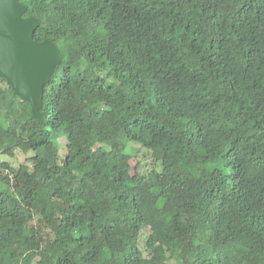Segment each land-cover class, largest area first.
Returning <instances> with one entry per match:
<instances>
[{
	"label": "trees",
	"instance_id": "trees-1",
	"mask_svg": "<svg viewBox=\"0 0 264 264\" xmlns=\"http://www.w3.org/2000/svg\"><path fill=\"white\" fill-rule=\"evenodd\" d=\"M16 1L62 59L42 121L0 78V264H264V0Z\"/></svg>",
	"mask_w": 264,
	"mask_h": 264
},
{
	"label": "water",
	"instance_id": "water-1",
	"mask_svg": "<svg viewBox=\"0 0 264 264\" xmlns=\"http://www.w3.org/2000/svg\"><path fill=\"white\" fill-rule=\"evenodd\" d=\"M26 12L16 0H0V78L31 104L34 118L42 121L43 88L62 56L53 43L34 40L39 22L34 17L24 19Z\"/></svg>",
	"mask_w": 264,
	"mask_h": 264
},
{
	"label": "rangeland",
	"instance_id": "rangeland-1",
	"mask_svg": "<svg viewBox=\"0 0 264 264\" xmlns=\"http://www.w3.org/2000/svg\"><path fill=\"white\" fill-rule=\"evenodd\" d=\"M62 143V152H64L65 151V148H64V145H65V141L63 140V141H61ZM105 148H109L108 146H105ZM2 160L4 161V162H8V163H11V165L13 166V167H18V165L21 163V162H23L24 160H25V157L22 155V154H18L17 155V159L15 160V161H13V160H10V159H8L7 157H2ZM132 165H133V167L135 166V161H132ZM87 195L89 196V197H92L93 195H94V192H91V191H88L87 192ZM14 207V204H10L9 205V210H11L12 208ZM205 217H206V219L211 223V224H213L214 223V221H215V218L213 217V216H210V215H205ZM145 233L147 232V229H145V231H144ZM144 238H142L141 239V244H142V247L144 246Z\"/></svg>",
	"mask_w": 264,
	"mask_h": 264
}]
</instances>
